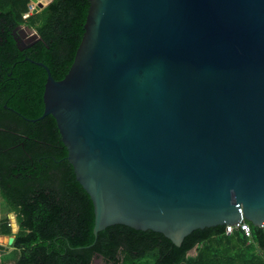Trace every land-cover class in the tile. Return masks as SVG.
Returning <instances> with one entry per match:
<instances>
[{
    "label": "water",
    "instance_id": "obj_1",
    "mask_svg": "<svg viewBox=\"0 0 264 264\" xmlns=\"http://www.w3.org/2000/svg\"><path fill=\"white\" fill-rule=\"evenodd\" d=\"M32 61L96 237L264 223V0H90L67 73Z\"/></svg>",
    "mask_w": 264,
    "mask_h": 264
},
{
    "label": "trees",
    "instance_id": "obj_2",
    "mask_svg": "<svg viewBox=\"0 0 264 264\" xmlns=\"http://www.w3.org/2000/svg\"><path fill=\"white\" fill-rule=\"evenodd\" d=\"M29 1L0 0V192L19 225L12 264H93L101 255L103 264H264V227L251 221V236L240 228L229 233L225 223L197 228L180 245L161 231L120 223L95 236L94 203L67 158L57 121L52 114L38 118L47 72L31 60L64 76L90 0H52L37 13ZM22 24L40 36L26 53L14 33ZM11 222L0 219V234L13 235Z\"/></svg>",
    "mask_w": 264,
    "mask_h": 264
},
{
    "label": "flooded vegetation",
    "instance_id": "obj_3",
    "mask_svg": "<svg viewBox=\"0 0 264 264\" xmlns=\"http://www.w3.org/2000/svg\"><path fill=\"white\" fill-rule=\"evenodd\" d=\"M14 33H15L16 39L18 40L17 43H18V46H19L21 51H24V50H26L28 48H31L34 45V43L36 42V40L38 38H40L38 31L35 28H32V27L28 26L27 24H22V25L18 26L15 29ZM23 53H26V52L24 51ZM26 58L27 59H31L29 57H26ZM31 60H33V59H31ZM69 68H68V70H69ZM68 70H66V72H64L63 75H65ZM64 71H65V69H64ZM10 75H11L12 82L14 84L18 85L19 82L17 80H15V76H13L11 73H10ZM0 90H1V83H0ZM4 105H5V107L9 108L10 110L14 111L15 113L20 114L18 109H16L12 105H9L8 102H5ZM96 259H101V257L98 256ZM100 262H101V264L105 263V262H102V261H100Z\"/></svg>",
    "mask_w": 264,
    "mask_h": 264
},
{
    "label": "built area",
    "instance_id": "obj_4",
    "mask_svg": "<svg viewBox=\"0 0 264 264\" xmlns=\"http://www.w3.org/2000/svg\"><path fill=\"white\" fill-rule=\"evenodd\" d=\"M40 2H43V0H30L28 3V8L31 13H35V9L40 4ZM260 226L264 227V223H262ZM236 228H240L245 231L247 235L252 234L251 224L250 221L245 217L241 216L239 221L234 224H227L226 231L227 232H233Z\"/></svg>",
    "mask_w": 264,
    "mask_h": 264
},
{
    "label": "rangeland",
    "instance_id": "obj_5",
    "mask_svg": "<svg viewBox=\"0 0 264 264\" xmlns=\"http://www.w3.org/2000/svg\"><path fill=\"white\" fill-rule=\"evenodd\" d=\"M2 207V210L1 212L3 213V216L5 217H8V216H11V223L13 224V216H15V212L14 211H9L10 209V206L7 204V201L3 198V196L1 195V192H0V208ZM15 232L13 231V235L15 236L14 234ZM10 236V235H9ZM6 239H4L5 241H8V237ZM194 251V249L192 250ZM191 251V252H192ZM15 256V253H13L12 251L9 252L8 254H5L4 255V259L7 260V259H11ZM101 259H95L94 260V263L93 264H101Z\"/></svg>",
    "mask_w": 264,
    "mask_h": 264
},
{
    "label": "crops",
    "instance_id": "obj_6",
    "mask_svg": "<svg viewBox=\"0 0 264 264\" xmlns=\"http://www.w3.org/2000/svg\"><path fill=\"white\" fill-rule=\"evenodd\" d=\"M1 210H2V207L0 208V219H4L5 218V216H3V213L1 212ZM10 211V210H9ZM12 211V210H11ZM15 212V211H14ZM9 217V219L11 220V216H8ZM15 217H17V215H16V212H15ZM16 220H17V218H16ZM19 226V225H18ZM7 236H9V235H5V234H0V244H5V245H7L8 244V241H5L4 239H6L7 238ZM9 238V237H8ZM9 240V239H8ZM13 250V247H10V250L8 251V252H6L5 254H8L9 252H11ZM191 254H195L196 253V249H194V251H192V252H190ZM5 254H3L2 256H1V262H2V264H12V263H14V259L13 258H11V259H7V260H5L4 259V255Z\"/></svg>",
    "mask_w": 264,
    "mask_h": 264
}]
</instances>
